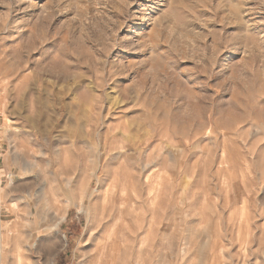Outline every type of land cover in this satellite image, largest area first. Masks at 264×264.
Instances as JSON below:
<instances>
[{"label": "rangeland", "instance_id": "rangeland-1", "mask_svg": "<svg viewBox=\"0 0 264 264\" xmlns=\"http://www.w3.org/2000/svg\"><path fill=\"white\" fill-rule=\"evenodd\" d=\"M0 264H264V0H0Z\"/></svg>", "mask_w": 264, "mask_h": 264}, {"label": "bare ground", "instance_id": "bare-ground-1", "mask_svg": "<svg viewBox=\"0 0 264 264\" xmlns=\"http://www.w3.org/2000/svg\"><path fill=\"white\" fill-rule=\"evenodd\" d=\"M159 185V183H155V184H151V185H149L148 187H149V189H148V193L150 194V195H153V191H154V189H156V187ZM156 191V190H155ZM241 231H239V233H240ZM241 246V245H240ZM246 247V246H245ZM243 248V247H242ZM244 255H246L245 254V249H244ZM257 252V251H256ZM248 254V253H247ZM237 255V254H236ZM243 255V256H244ZM234 259V258H233ZM244 259V258H243ZM240 260V259H239ZM234 262V261H233ZM241 262H243V260L241 261Z\"/></svg>", "mask_w": 264, "mask_h": 264}]
</instances>
